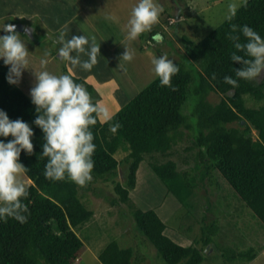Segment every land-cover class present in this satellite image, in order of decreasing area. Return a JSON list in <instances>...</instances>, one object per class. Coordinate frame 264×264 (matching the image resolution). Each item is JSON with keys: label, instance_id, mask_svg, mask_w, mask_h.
Instances as JSON below:
<instances>
[{"label": "trees", "instance_id": "obj_1", "mask_svg": "<svg viewBox=\"0 0 264 264\" xmlns=\"http://www.w3.org/2000/svg\"><path fill=\"white\" fill-rule=\"evenodd\" d=\"M233 24L248 25L264 37V0H248L233 20L225 21L203 39L194 41L184 34L185 52L181 54L183 60L174 62L179 72L172 77V87H162L157 77L112 119L100 118L91 126L96 145L95 166L93 180L85 186L68 179L45 178L43 133L33 124L37 115L35 105L19 85L8 83V66L0 61V109L10 119H23L34 129L33 154L20 155L26 167L24 172L33 181L26 187L28 197L23 201L30 215L24 224L11 218L0 221V264H74L85 249L77 228L94 217V211L80 195V187L90 188L98 180L112 181L117 195L111 203L129 202L145 159L180 199L192 195L194 184L189 178L192 173L181 171L178 160L171 158L175 147L185 144L187 137L194 144L184 146L183 150H198L196 157L200 167H205V175L215 170L221 172L264 224V80L261 77L253 81L238 80L235 88L224 82L225 76L236 78L235 70L241 67L239 62L231 60V54L236 51L229 39L230 34H235ZM159 33L151 30L150 41L159 43L155 39ZM241 42H245L242 35ZM72 76L87 89L95 103L93 85ZM212 92L222 95L219 102L209 99ZM249 99L256 104L248 105ZM117 123L119 128L113 133L110 126ZM254 129L258 131L257 139L253 136ZM121 149L127 155L120 160L116 154ZM187 157L183 152L181 159ZM133 213L141 231L169 264H201L204 248L212 245V237L219 231L217 221L204 226L202 245L186 246L167 235V224L157 211L137 209ZM99 259L103 264H139L144 258L133 248H123L117 241H111L100 252Z\"/></svg>", "mask_w": 264, "mask_h": 264}, {"label": "rangeland", "instance_id": "obj_2", "mask_svg": "<svg viewBox=\"0 0 264 264\" xmlns=\"http://www.w3.org/2000/svg\"><path fill=\"white\" fill-rule=\"evenodd\" d=\"M137 2L0 0V26L13 23L30 28L29 41L25 31L17 30L27 44L30 67L55 75L71 73L85 79L94 87L95 103L107 108L112 117L157 78L152 59L167 54L173 62L180 61L181 54L185 52L182 36L188 34L197 41L209 35L226 21L224 17L229 0H155L163 9L158 23L152 27V30L160 31L159 43L150 41L149 32L134 41L126 39L127 22ZM61 32L66 39L73 35L95 37L101 53L91 71H83L59 59V45L54 46L53 40ZM3 34L0 32V35ZM126 47L132 54L130 61L122 59ZM46 50L50 54L45 67L40 61ZM81 59L86 60L87 56L81 54ZM34 69L25 70L18 84L29 95L35 83ZM260 77L264 80V75ZM221 98L219 93L209 95L212 102H219ZM254 104L253 99L248 100V105ZM101 119L106 121L103 117ZM253 136L258 138L255 129ZM193 144L192 139L187 137L185 144L176 146L171 156L178 160L181 171L192 173L189 178L194 184L193 194L185 195L183 200L169 190L149 165L148 159L140 165L137 185L130 192L129 202L111 203L117 195L112 181L98 180L90 188L80 187V195L86 206L94 211V217L77 228L85 249L74 264H103L99 254L111 241H117L123 248H133L144 258L139 264H169L138 226L133 213L137 209L157 211L167 224V235L186 246H201L204 226H211L217 221L218 234L213 235L212 245L204 248L205 257L201 264H264V224L236 194L221 172L215 170L205 175V167H200L201 162L196 157L198 150H183L184 146ZM183 152L188 154L187 159H181ZM126 155L127 152L121 149L116 157L121 160ZM123 175L124 171L121 177ZM20 179L26 187L33 184L25 172Z\"/></svg>", "mask_w": 264, "mask_h": 264}, {"label": "clouds", "instance_id": "obj_3", "mask_svg": "<svg viewBox=\"0 0 264 264\" xmlns=\"http://www.w3.org/2000/svg\"><path fill=\"white\" fill-rule=\"evenodd\" d=\"M248 0H229L224 17L231 21L240 8L246 7ZM163 11L155 0H138L132 8L130 19L126 26V39L136 40L141 34L150 32L153 25L158 23ZM114 20L115 17H109ZM13 23L0 26V61L8 66L6 79L9 84L18 85L24 71L30 67L29 50L25 40L16 30ZM25 35L30 40L31 29L25 28ZM229 39L236 51L231 54L233 62H239L235 77L225 76L224 82L238 86V80L253 81L264 75V37L248 25H232ZM241 35L245 42H241ZM156 40L161 37L157 35ZM53 45H59L57 54L60 60L70 62L83 71H91L97 64L100 46L95 37L91 39L84 35H73L66 39L61 32ZM75 53V55H73ZM238 53H243L240 55ZM49 51L46 50L40 63L47 66ZM81 54L87 56L81 59ZM123 60L130 61L132 54L126 47ZM153 72L159 78L160 85L172 87V77L179 72L173 60L167 54L155 57L151 61ZM34 86L30 90L31 103L37 113L33 124L43 133L44 143L42 155L46 158L44 176L50 181L68 179L79 186H85L93 180V159L96 145L91 126L103 117L112 119L107 108L99 103H93L87 89L77 83L72 74L55 75L49 71L34 69ZM246 123V121H245ZM119 124L110 126L115 133ZM34 129L23 119L12 120L8 113L0 109V221L7 222L9 218L24 224L30 215L28 206L23 202L28 197L26 185L20 179L26 170L20 161V155L25 152L32 155L34 144L32 138ZM11 137V139H7Z\"/></svg>", "mask_w": 264, "mask_h": 264}, {"label": "water", "instance_id": "obj_4", "mask_svg": "<svg viewBox=\"0 0 264 264\" xmlns=\"http://www.w3.org/2000/svg\"><path fill=\"white\" fill-rule=\"evenodd\" d=\"M17 26L16 30H21V31H24L25 28H27L26 26L24 25H20V24H15ZM30 29V28H28ZM31 33V32H30ZM243 123L245 124V120L243 121ZM122 173V172H121Z\"/></svg>", "mask_w": 264, "mask_h": 264}]
</instances>
